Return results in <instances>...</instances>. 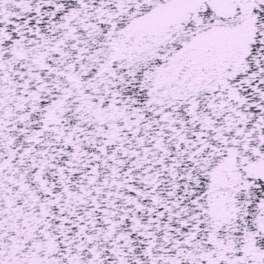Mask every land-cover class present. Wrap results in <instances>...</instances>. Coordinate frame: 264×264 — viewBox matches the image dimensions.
I'll use <instances>...</instances> for the list:
<instances>
[{
	"label": "snow or ice",
	"instance_id": "1",
	"mask_svg": "<svg viewBox=\"0 0 264 264\" xmlns=\"http://www.w3.org/2000/svg\"><path fill=\"white\" fill-rule=\"evenodd\" d=\"M0 264H264V0H0Z\"/></svg>",
	"mask_w": 264,
	"mask_h": 264
}]
</instances>
